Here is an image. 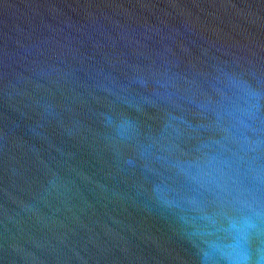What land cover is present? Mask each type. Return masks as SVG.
I'll return each instance as SVG.
<instances>
[{
    "label": "water",
    "instance_id": "obj_1",
    "mask_svg": "<svg viewBox=\"0 0 264 264\" xmlns=\"http://www.w3.org/2000/svg\"><path fill=\"white\" fill-rule=\"evenodd\" d=\"M0 264H264V0H0Z\"/></svg>",
    "mask_w": 264,
    "mask_h": 264
}]
</instances>
